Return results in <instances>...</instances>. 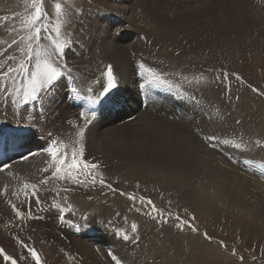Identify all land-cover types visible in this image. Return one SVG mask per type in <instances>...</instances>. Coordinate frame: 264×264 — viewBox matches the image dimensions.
<instances>
[{"label": "bare ground", "instance_id": "bare-ground-1", "mask_svg": "<svg viewBox=\"0 0 264 264\" xmlns=\"http://www.w3.org/2000/svg\"><path fill=\"white\" fill-rule=\"evenodd\" d=\"M95 1L96 3L93 1L94 4L103 5L104 8L102 10H105L103 14L109 15L106 17L107 19H100V16L97 15L101 20V24L93 23L92 31L90 30L93 33L91 37L95 40V43H91L92 47L90 46L92 55L86 58L85 46L84 48L82 47L84 49L83 55L79 50L73 51L77 56L70 53L68 54L69 57L66 54V58L62 61V63L67 65V69L63 71L68 74L62 77L64 84H60L59 89L56 88L54 93L44 96L42 100L25 102L22 94L18 95L17 92L15 95L9 93L8 97L6 96L2 99L0 104V167L4 164H8L11 167L4 172H0V182H6L17 197H25L20 192L23 184L26 182L32 183V181L39 182L40 178L47 176L51 171L49 170L47 173L43 171L51 163V158L47 153L40 151V149L47 147L50 140H57L67 145L69 156H71L72 147L74 145L77 148L79 147L74 140V134L77 135L80 128L84 127V121L79 117V113L94 109L95 117L85 131L83 141L89 138L88 144L92 147L93 145L96 146V150H90V157L93 158L95 163L102 164L104 162L106 169L102 170V172L106 176H109V173H113L115 176L121 175V178L125 181L137 180L140 188L155 198V203L172 202L178 197L191 207L206 206L209 212H196L197 215L199 212L204 213L200 218L211 215L219 221L223 222L224 220L223 223L228 222L230 220L227 215L228 211L223 212V210H227V204L231 198L237 197H246L252 206H256L257 212L253 209L254 212L259 213L261 211V215L263 214L264 216V180L246 174L239 166L230 163L221 156L224 152L226 125L231 123L233 127H238L235 118L229 120V115L227 114L230 109L226 108L223 90L225 70L219 64L217 71L213 72V68L210 66L211 62L201 63L200 61L198 63L195 60H213L210 54L214 50L213 44L215 42L221 45L220 48L223 54L227 53L226 48L222 46L227 43L230 33H227L228 25L223 9L219 7V10L213 14L202 10L206 9L205 7L210 3V0H199V4L193 5L192 8L189 5H185L188 12L183 13L187 15V18L177 24L181 31L174 23H171L166 25L168 27L165 32H161L159 25L163 22L159 23L155 20H149L151 9L154 5H157L155 0H141V2L139 0H120L122 2L120 6L108 0ZM172 1L164 0L162 4L168 3L172 7ZM206 1L209 3L207 2L208 4H206ZM142 2L146 3L145 9L139 10L140 8L138 9L136 3L141 4ZM148 7L150 12L146 10ZM170 9L169 11L166 9V12L161 5L156 7L155 11L158 12L161 19H168L169 14L175 11ZM184 11L187 10L185 9ZM196 18L201 19L203 25L195 27V24L187 29L189 33V37H187L189 39L188 49L190 46L195 47V41L197 42L196 46L199 45L197 39L193 40L191 37L197 30L199 35L196 36H201V46L204 51L201 54L197 52L198 55H196L194 51L189 50L187 53L190 56H187L191 58H188L184 56L185 48L181 49L175 42H172V39L175 36L181 38L184 33H182L185 28L184 23L188 19L195 21ZM154 22H156V26H152ZM131 31H134V33ZM131 35L136 37L128 42L127 40H129L128 38ZM116 37L120 39L117 40ZM161 37H164V39H160ZM172 49L183 52V55H176ZM223 54H221V57L216 56V61L219 62L224 59ZM109 64L113 66V72L118 79V88L114 91L112 100L97 105L87 104L89 103L88 97L93 95V93L88 92V89L90 87L94 90L99 89V85L95 81L101 80V74ZM141 64L144 65V68L140 67ZM222 65L225 66L223 62ZM145 69H152L162 79L168 81L172 87L153 81L151 74L146 72ZM180 87L183 88V91L177 96L175 91L180 92V90H177ZM78 88L86 94L85 97L80 95L81 92L77 90ZM72 89H76L79 95H75ZM143 93L146 96L145 101L148 102V106H151L147 111L142 109ZM86 96H88L87 99H85ZM170 101L171 103L165 109L164 106ZM141 112L143 113L141 114ZM198 112L201 113L200 118L197 117ZM164 116L166 119H160L164 118ZM132 118L135 120L132 121ZM169 119L175 120L177 124H169ZM118 122L122 126L116 127L115 123ZM109 128H114L116 131L108 130ZM261 129L263 128L261 127ZM248 131L250 132V130ZM248 131L246 132L248 133ZM48 133L52 134L51 138H49ZM148 133L163 135L175 140L181 148L183 159L187 165L176 169H162L151 162L142 164L138 161H132L123 168L116 170L112 162L113 155L117 153L129 155L131 149L133 152L139 153L140 149L142 150L144 147H141L137 141ZM101 136H103L104 140L100 138ZM208 136H215L217 139L209 142L206 139ZM5 139L6 143L4 142ZM213 144L216 147H213ZM32 147L36 149L32 150ZM30 151L38 152L39 154L31 156L27 160L23 159ZM255 151L260 153L264 152V149L259 148ZM174 170L191 171L182 174ZM20 177L21 182L19 183ZM79 178L85 181L82 184L87 185L90 183L89 177L86 179L84 176H80ZM68 179L52 183L41 189L43 193L38 194L40 200L55 198L61 205L66 203L71 205V207H78V210H73V212L79 213V215L83 212L86 214V201L83 202L84 206H81L80 194H75L80 184L69 182ZM106 185L107 183L96 186L102 188V192L98 195L100 199H104L105 194L110 191ZM195 186L205 187V189H197ZM162 187L166 189H160ZM28 191L29 193L31 192V190ZM103 192L105 194H102ZM92 195V197H89V201H94L97 208L94 206L95 210H91L89 213L91 214V219H89V216L86 217L87 220L84 222L87 225L83 223V226H87V229L84 227L83 230L86 232L83 234L81 232L74 233L75 237L82 234L83 237L87 235L89 239H85L84 246L81 245L83 248L80 247L75 250L77 252H73L72 262L74 264H77L79 260L84 261L85 253H90L87 254L89 259L85 264H102L101 260L93 256L89 245L87 246L86 244H94V241L101 240L97 238L101 226L99 227L96 222L100 221L106 225L107 222L114 221V223L109 225L111 230L106 234L114 241L120 240V236L114 235V233L127 232L125 228L118 226L116 220L106 218L101 216V214L112 216L115 211H118L121 214L131 216L133 220L141 224L143 223L141 214L146 212V221H150V213L148 211L140 212L135 200L119 198L112 193L113 199L116 200L115 203L123 206H117L116 210L110 207L108 213H106L104 207L108 204L101 203L95 194ZM29 200L35 204L32 198ZM123 203H126L128 208H125ZM81 208L83 209L81 210ZM83 216L81 215L80 218L82 219ZM135 216L137 218L134 219ZM76 219L79 220L77 217ZM64 221L66 220L64 219ZM256 222L258 226L249 221L240 224L244 230L246 228L248 234H258L261 231V224L258 219H256ZM88 223L91 224V227ZM61 229L65 230L66 228L63 229L62 227ZM155 237L156 239L158 238L157 235ZM160 237L162 236L160 235ZM140 238L138 237L134 240L137 254H139V247L141 249L146 247L145 244L142 246L141 241L143 239ZM76 241L79 242V240ZM102 241L105 242V240ZM145 242L147 243L148 239ZM105 243L96 246L104 248L106 247ZM151 244L149 240L147 246L149 247L148 254L146 251L141 250L140 254L135 257L137 260H133L134 264L151 263L144 261L146 258L150 260L154 256V252L156 253V251L152 250L153 247L150 248ZM111 252L113 253L112 250ZM82 261L81 264H83Z\"/></svg>", "mask_w": 264, "mask_h": 264}, {"label": "rangeland", "instance_id": "rangeland-1", "mask_svg": "<svg viewBox=\"0 0 264 264\" xmlns=\"http://www.w3.org/2000/svg\"><path fill=\"white\" fill-rule=\"evenodd\" d=\"M93 1L96 3L95 0H44V8L48 12L53 24L56 21L54 4L56 2H60L62 5L66 6L67 14L62 17V20L65 21V23L61 30V38L71 40L69 48L66 49V56H69L68 54L70 53L77 56L73 51L76 52L78 50L81 51V54L83 55L84 46L86 47V58L92 55V51L90 49L92 47L91 43H95V40L91 37V34H93L91 32L93 23L100 25V19H107L106 17L109 15L103 14V11H105L102 10L104 8L103 5H96ZM108 1L119 6L120 3H122L120 0ZM163 1L164 0H155V4L157 5H154L151 9V13H149V20H155L159 23L163 22L159 25L161 32H165L168 27L166 25L174 23V25L177 26V24L187 18V15L183 13L188 12V9L186 8L187 6L185 5H189L192 8L193 5H197L203 0H171L173 3L172 7L169 6L168 3L165 5L162 4L164 3ZM139 2H141V0H139ZM207 2L208 1H206V4L209 3ZM145 4V2H142L141 4L136 3V6L138 9L140 8L139 10H142L145 9ZM161 5L165 11L166 9L169 11L171 8L170 10H175L176 12L174 11V13L169 14L168 19H161L158 12L155 11L156 7ZM219 7L225 12L228 25L227 33H230V38L227 40V43L222 46L226 48L227 53L223 54L220 48L221 45L215 42L213 44L214 50H212L210 54L212 55L213 60H195L198 61V63L200 61L201 63L211 62L210 66L213 68V72L217 71L219 64L220 67H223L225 70L223 90L225 93L226 108L230 109H228L229 111H227V114L229 115V120H231V118H235L238 127H233L231 123L226 125L227 132L225 133V141H228V143H224V152L223 155H220L230 163L239 166L246 174L257 179L264 180V152L262 151L257 153L255 151L259 148L264 149V0H213V2L210 0V3L205 7L206 9L202 10H206L208 13L211 12V14H213L219 10ZM183 8L187 11H184L185 9ZM146 10L149 11V7ZM30 11V0H0V74L6 72L9 68L17 67L19 61L24 58L21 49H24L26 45L22 40V37H24L27 32L23 27L22 21L25 19L26 14ZM176 14L177 16H175ZM97 15L100 16V19ZM5 17L7 18L6 20L4 19ZM241 19L244 20L241 21ZM155 23L156 22L152 23V26H156ZM193 25H195V27L203 25L202 20L199 18H196L195 21L188 19L187 22L184 23L185 28L182 30V33H184L181 35V38L179 36H175V39L173 38V41L171 40L180 46L181 49L185 48V57L190 56L187 53L189 50L194 51L196 55H198L197 52L201 54L204 51V48L201 46V36H196L199 35L197 30L191 37L193 40L197 39L199 45L196 46L197 42L195 41V47L190 46L188 49L189 39L187 37H189V33L187 29ZM49 27H52V24H50ZM177 28L181 31L180 27L177 26ZM151 31L156 32L154 30ZM131 32L134 33V31ZM135 37L136 36L131 35L127 41L130 42ZM13 39L17 41L16 44H12ZM116 39L119 40L120 38L118 39V37H116ZM160 39H164V37H161ZM183 40L185 41L182 42ZM42 43L47 45L49 44V40L44 39ZM9 45H11V47H9ZM172 50L176 53V55H181L183 53L174 49ZM221 54H223L224 59L219 62L216 61L215 57H221ZM66 56L64 58H66ZM222 62L225 66L222 65ZM63 70L65 69H62V71ZM64 75H68L66 71H64ZM64 75L62 77H64ZM62 77L59 82L60 84H64ZM23 83V74L21 73L13 72L7 77L0 78V104L3 98L6 96L8 97L9 93L15 95V89L21 87ZM57 89L59 88L57 87ZM77 90L81 92L80 95L85 97L86 94L83 93L80 88ZM177 90H180V92L175 91L178 96L183 91V88L180 87L177 88ZM87 97L88 96H86L85 99H87ZM142 98L144 100L142 102V109L147 111V109L151 106H148V102L145 101L146 96L144 93L142 94ZM170 103L171 101L168 102L164 108L167 109V106ZM142 113L143 112H141V114ZM148 113L150 112L148 111ZM148 113L146 114L148 115ZM200 115L201 113L198 112L197 117L200 118ZM134 118L131 120L134 121ZM160 119L164 120L166 117L164 116V118L162 117ZM168 122L171 125L177 124L175 120L171 119H169ZM115 125L116 127L122 126L120 122L115 123ZM261 127L263 129H261ZM108 130L113 132L116 131L114 128H109ZM248 130H250V132ZM74 135V140L77 142V135ZM100 138L103 139V136ZM88 139L82 142L84 148V155L82 158L85 162L90 164L92 162V164H96L98 166L97 168L90 170L92 175L96 176L97 182L93 184L91 182V177H89L90 185L81 183L80 187L77 188L75 194H80L81 206H84L83 202L85 201L87 204L85 210L86 214L84 212L81 214L84 215L82 219L80 218L81 215H79V213L77 214L76 212H73V210H78V207L74 208L66 203L61 205L57 199L55 200V198L42 199L39 207L32 203V212L36 217L32 218V216H29L25 212V209L27 208L25 197H17L6 182H0V248H3L7 254L16 258L18 260V264H35V262L31 260L30 255L25 260L18 259L20 256L27 254V249L21 247L17 238L28 244L29 247H34L36 249L41 258V264H74L72 262L73 252H77L75 250L80 247L83 248L82 246H84L83 243H85V239H89L87 238V235L85 237L82 235L86 232L83 231L84 227L87 229V226H83V223L87 225V223L84 222L87 220L86 217L89 216V219H91V214L89 213L91 210H95V207L97 208L94 201H89V197H92V194H95L101 203L108 204L104 207L106 213H108L110 207L116 210L117 206H123L115 203L116 200L113 199L112 193L119 198L126 200L129 199L131 201L135 200L140 212L148 211L150 213V221H146V212L141 214V221L143 222L141 224L133 220L131 216L121 214L118 211H115L112 216L104 213L101 214V216L116 220L118 226L125 228L130 236H135L136 238L143 237L140 238L143 239V241H141L142 246L145 244L147 247L150 240L152 244L149 246L150 248L153 247L152 250L156 251V253L154 252V256L151 257L150 260L148 258H146V260L142 258L144 261L151 262L148 264H264V216L263 214L261 215V211L256 213V206H252L246 197L230 199L227 204V210H223V212L228 211L227 215L230 217V220L226 223H223L224 220L223 222L219 221L211 215H208L205 218H200V216L204 214L202 212H209L206 206L191 207L178 197H176V199L172 202L166 201L155 203V198L142 190L137 180L125 181L121 178V175L115 176L113 173H109V176H106L102 172V170L106 169L104 162L102 164L95 163L93 158L90 157V150H96V146L93 145L92 147L88 144ZM256 141H260L261 144L257 145ZM4 142L6 143V139ZM137 143L140 144L141 147H144L142 150L140 149L139 153L133 152L131 149L129 155L121 153L113 155L112 162L115 165L116 170L123 168L126 164H129L132 161H138L142 164L151 162L162 169H176L187 165L183 159L180 146L173 139L155 133H148L137 141ZM241 143L246 145V147H235L236 144ZM33 148L34 147L31 149H36ZM174 171L185 174L191 170ZM47 176L50 179L45 185H40L38 181H32L33 184H37L38 186L37 194H42L43 192L41 189L46 188L48 185L62 181L51 178V171ZM101 177L104 179L105 183L112 185L108 194H105L106 191L102 193L105 194L104 199H100L98 196L102 192V188L96 187L100 184L99 180ZM20 180L21 177L19 178V183L21 182ZM68 181L74 183L71 179H68ZM196 188L205 189V187ZM160 189L166 188L162 187ZM129 197H134V199H130ZM30 198L31 196L28 197V199ZM141 198H143V203H141ZM148 200L152 201L155 207L159 209V212L153 211L152 207L147 203ZM9 201H11V204H15L17 208L24 213L23 218L16 216ZM156 202L158 201L156 200ZM123 204H125V208H128L126 203ZM55 205H59V208L55 207ZM82 209L83 208H81V210ZM253 209H255L256 212H254ZM197 211L202 212H199L197 215ZM61 215L66 221L59 222L60 220L58 216ZM136 216L134 219L137 218ZM176 216H179L182 220H188L190 224H193L198 229V231L193 232L188 227H185L183 230L175 227V224L178 223V221L175 220ZM76 217L79 220H77ZM192 217H195V219L193 220ZM256 219L260 221L261 233L248 234L246 228L244 230L240 223L249 221L258 226ZM99 222H96L99 227L101 226V230L97 238H100L101 240L94 241V244H86L87 246L89 245V249L93 256L101 260L102 264H115L111 256L108 255V252L111 250L118 259L122 260L123 264H134L133 260H137L135 257L140 254L141 250L146 251L148 254L149 247H147V249L146 247H143L142 249L139 247V254H137L135 252L134 240L130 242H123L121 239L119 241H114L107 236L106 234L109 230H111L109 225L114 223V221L107 222L106 225L102 224V222H100V224ZM133 223L137 225L138 229L135 234L130 231V226ZM88 224L91 227V224ZM62 227L63 229H66L62 230ZM75 232H81L82 234L75 237ZM89 233L92 234L91 231H89ZM205 233H207L208 237H211V239L205 238ZM155 235L158 236L157 239ZM160 235L162 237H160ZM146 239H148L147 243L145 242ZM76 240H79V242ZM102 240H105L106 243ZM221 241H223L224 246L221 245ZM101 243H105L106 247L103 248L96 246ZM87 254L90 253H85L86 260H79L77 261V264H81V261L85 264V262L89 259ZM241 257H243L242 260ZM76 260H78V258H76ZM0 264H3L2 257H0Z\"/></svg>", "mask_w": 264, "mask_h": 264}, {"label": "snow or ice", "instance_id": "snow-or-ice-1", "mask_svg": "<svg viewBox=\"0 0 264 264\" xmlns=\"http://www.w3.org/2000/svg\"><path fill=\"white\" fill-rule=\"evenodd\" d=\"M30 5L31 11L26 14L25 19L22 21L23 27L27 32V34L22 37V40L26 45L24 49H21L24 58L19 61L17 67L9 68L6 72L0 74V78L7 77L13 72L23 74L24 83L21 87L15 89V91L18 95L22 94L25 102L42 100L44 96L54 93L56 88L60 86V79L64 75V71H62V69H67V65L62 63V61L66 55V49L69 48L71 44L70 39L61 38V30L65 23V21L62 20V17L67 14L65 5H62L60 2H56L54 4L56 14V21L54 24L52 23L48 12L44 8V0H30ZM4 19L6 20L7 18L5 17ZM50 24H52V27H49ZM44 39H48L49 44H43L42 41ZM16 43L17 41L13 39L12 44ZM9 47H11V45H9ZM140 67L144 68V65L141 64ZM145 71L151 74L153 81L161 85L172 87L168 81L162 79L161 76L156 74L152 69H145ZM95 83L99 85V89L94 90L91 87L88 89L89 93H93V95L88 97L89 103L91 105H97L102 102L112 100L114 91L118 88V79L113 72V66L111 64L107 65L105 70L102 72L101 80H97ZM72 91L75 95H79L76 89H72ZM79 117L84 121V127L80 128L77 133V144L79 147L77 148V146L74 145L71 150V156H69L67 145L63 144L61 141L50 140L47 147L40 149V151L47 153V155L51 158V163L45 167L43 171L47 173L51 169V178L59 180L69 178L76 184L85 182L79 178L80 176H84L86 179L91 177V182L95 184L97 182L96 176L92 175L90 170L95 169L98 166L96 164L87 163L82 159L84 151L82 141L85 136V131L93 122L95 111L94 109H90L86 112L82 111L79 113ZM48 136L51 138L52 134L48 133ZM206 139L211 142L216 140L217 137L208 136ZM225 143H228V141H225ZM256 144L260 145L261 142L256 141ZM212 146L215 147L216 145L213 144ZM242 146L246 147V145H243L242 143L235 145L237 148H241ZM38 154V152L30 151L27 156L23 157V159L27 160L29 157L36 156ZM10 167V165L4 164L0 167V172H4ZM49 179L50 178L48 176H45L39 180L38 183L40 185H45L49 182ZM99 183L101 185L105 184L102 177L100 178ZM106 186L109 189L112 188L111 184H107ZM28 190H31V192L29 193ZM20 192H22L25 196V202L27 204L25 212L29 216H32V218H36L32 212V201L29 200L28 197L30 195L35 201L36 206H40L41 200L37 194V184L26 182L23 184ZM129 198L134 199V197ZM9 203L11 204V201H9ZM141 203H143V198H141ZM147 203L152 207L153 211L159 212V209L155 207L151 200H148ZM11 206L15 211L16 216L23 218L24 213H22L15 204H11ZM55 207L59 208V205H55ZM58 218L62 222L64 221V217L62 215ZM192 219L194 220L195 217H192ZM175 220L178 221V223L175 224V227L180 230L188 227L193 232L198 231V229L193 224H190L188 220H182L179 216H176ZM137 230V225L133 223L130 226V231L135 234ZM114 235H119L123 242H130L136 239L135 236H130L127 232L114 233ZM204 235L205 238L211 239V237H208L207 233ZM17 240L22 248L27 249V254L20 256L18 259L25 260L30 255L31 260H33L35 264H41V258L36 249L34 247H29L28 244L19 240V238H17ZM220 243L224 246L223 241ZM108 255L111 256L115 264H123L122 260L118 259L111 251L108 252ZM0 257H2L3 264H9V262L10 264H18V260L7 254L3 248H0ZM242 259L243 257H241V260Z\"/></svg>", "mask_w": 264, "mask_h": 264}]
</instances>
